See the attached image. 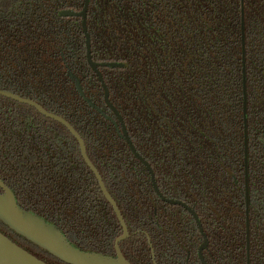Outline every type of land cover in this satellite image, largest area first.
Masks as SVG:
<instances>
[{
    "label": "trees",
    "instance_id": "obj_1",
    "mask_svg": "<svg viewBox=\"0 0 264 264\" xmlns=\"http://www.w3.org/2000/svg\"><path fill=\"white\" fill-rule=\"evenodd\" d=\"M83 7L84 0H0V89L35 101L80 134L128 226L121 250L131 264H153L149 243L155 257L167 255L172 234L200 264L203 238L193 218L156 197L112 120L88 106L67 75L65 61L87 97L116 120L88 64L82 18L61 16ZM244 7L245 75L241 0H90L87 14L93 60L123 64L101 72L135 148L159 185L166 177L155 166L173 154L178 172L170 174L195 191L208 264H247L244 77L250 264H264V0ZM163 147L169 152L160 154ZM0 178L20 207L60 228L74 248L116 256L123 230L78 141L34 107L2 96ZM0 232L47 264H66L2 222Z\"/></svg>",
    "mask_w": 264,
    "mask_h": 264
},
{
    "label": "water",
    "instance_id": "obj_2",
    "mask_svg": "<svg viewBox=\"0 0 264 264\" xmlns=\"http://www.w3.org/2000/svg\"><path fill=\"white\" fill-rule=\"evenodd\" d=\"M89 0H85V6L80 13H75L73 11H64L61 13L62 16H80L83 18V29L86 36V47H87V58L91 68L97 74L100 82L105 91V101L110 109L116 114L119 118L120 122L122 123V119L120 118L118 111L112 105L109 100V91L108 88L103 80L102 74L99 70V67H121L120 64H103L99 65L92 61L91 56V43H90V36L88 34L87 26H86V16L88 10ZM242 24H243V59H244V75H245V36H244V0H242ZM70 78L74 80L76 89L80 96L85 100L87 104H89L92 108L96 109L100 114L104 117L109 119V117L103 113V111L94 105L84 94L82 86L78 78L73 75L71 72L69 73ZM0 96L12 99L16 102H19L24 105H29L34 107L39 113L44 115L45 117L57 121L61 123L66 129L71 133V135L78 141L80 146V151L84 161L86 162L87 166L91 169L93 174L95 175L99 187L111 204L114 212L120 222L122 227L123 233L120 237L117 238L115 242V252L116 256H104L98 253H88L82 250L74 248V246L68 241V239L63 235L60 228L48 224L43 218L38 215H34L29 211L24 210L22 207L19 206L16 196L14 195L13 191L8 187L0 178V188L2 189V193L0 194V222L5 224L10 228L11 231L15 232L17 235L23 237L33 245L37 246L41 250L53 255L54 257L58 258L59 260L63 261L66 264H131L123 255L121 250V243L126 241L129 236V229L125 222V219L113 197L108 192L106 185L96 167L93 165L91 160L88 157L87 149L84 140L80 136V134L62 117L52 114L47 111L44 107L40 104L36 103L33 100L23 98L16 94H13L9 91H5L0 89ZM244 121H245V159H244V166L246 169V245L248 251V261L247 264H250V242H251V230H250V189H249V146H248V124H247V92H246V79L244 77ZM116 130L118 131L120 137L124 139L129 147L131 148L132 152L135 154L136 158H138L144 166L147 167L148 171L151 174L153 180V186L157 194L168 204H177L185 208L191 216L193 217L200 234L203 237V244L199 249V257L202 261V264H207L203 255L204 250L208 248V237L202 228V223L199 220L198 215L196 212L189 208L186 204L180 201H173L166 199L158 189V186L155 181V176L152 171L150 164L136 151L124 125L122 124V131L118 129V125L115 124ZM153 254V252H152ZM0 264H47L42 260L38 259L37 257L33 256L13 241H11L8 237H6L3 233L0 232Z\"/></svg>",
    "mask_w": 264,
    "mask_h": 264
},
{
    "label": "flooded vegetation",
    "instance_id": "obj_3",
    "mask_svg": "<svg viewBox=\"0 0 264 264\" xmlns=\"http://www.w3.org/2000/svg\"><path fill=\"white\" fill-rule=\"evenodd\" d=\"M242 1V0H241ZM89 3H90V0H89ZM84 6H85V0H84ZM243 6V5H242ZM84 8V7H83ZM88 8H89V5H88ZM245 8V7H244ZM83 10V9H82ZM65 11H72V10H65ZM64 12V11H63ZM74 12V11H73ZM82 12V11H81ZM62 13V12H61ZM75 13H80V12H75ZM87 14H88V10H87ZM244 14H245V9H244ZM62 16V15H61ZM64 17H69V16H64ZM71 17H76V16H71ZM77 17H80V16H77ZM82 18V17H81ZM244 25H245V21H244ZM86 26H87V16H86ZM82 28H83V18H82ZM242 28H243V24H242ZM87 30H88V27H87ZM83 33H84V29H83ZM88 34H89V36H90V33H89V30H88ZM245 35V34H244ZM84 37H85V44H86V36H85V33H84ZM242 41H243V33H242ZM90 43H91V36H90ZM63 56V58H64V55H62ZM91 56H92V45H91ZM86 57H87V47H86ZM87 61H88V58H87ZM92 61L94 62V63H96V64H99V65H103V64H120L121 65V67H105V66H101V67H99V70H100V72H101V69L102 68H112V69H120V68H122L123 67V64L122 63H117V62H95L94 60H93V56H92ZM88 64H89V62H88ZM65 66H66V72H67V75L70 77V75H69V73L71 72L73 75H75L74 74V72L72 71V69L69 67V65H68V63L65 61ZM89 66H90V64H89ZM90 68H91V66H90ZM92 69V68H91ZM92 71L94 72V70L92 69ZM95 73V72H94ZM96 74V73H95ZM101 74H102V72H101ZM246 74V73H245ZM76 76V75H75ZM96 76H97V74H96ZM77 77V76H76ZM98 77V76H97ZM102 77H103V74H102ZM78 78V77H77ZM71 79V78H70ZM99 79V78H98ZM78 80H79V78H78ZM103 80H104V77H103ZM74 81V80H73ZM80 81V80H79ZM100 81V80H99ZM105 82V81H104ZM101 83V82H100ZM81 84V83H80ZM105 84H106V82H105ZM101 85H102V83H101ZM74 86H75V89H76V85H75V82H74ZM82 86V85H81ZM106 86H107V84H106ZM103 87V86H102ZM107 88H108V86H107ZM83 89V88H82ZM103 90H104V88H103ZM6 91V90H5ZM108 91H109V89H108ZM10 92V91H9ZM76 92L78 93V91H77V89H76ZM83 92H84V90H83ZM11 93H13V92H11ZM13 94H15V93H13ZM79 94V93H78ZM84 94H85V92H84ZM17 95V94H16ZM80 95V94H79ZM86 95V94H85ZM18 96H20V95H18ZM22 97V96H21ZM81 97V96H80ZM86 97H87V95H86ZM24 98V97H23ZM82 98V97H81ZM88 98V97H87ZM83 99V98H82ZM89 99V98H88ZM84 100V99H83ZM90 101H91V99H89ZM104 100H105V91H104ZM109 100H110V95H109ZM85 101V100H84ZM92 102V101H91ZM110 102H111V100H110ZM86 103V102H85ZM93 103V102H92ZM105 103H106V101H105ZM112 103V102H111ZM137 103L138 104H141V105H148V104H152V102L151 101H146V100H139V101H137ZM160 103H162V104H165L166 103V101H156V104H160ZM87 104V103H86ZM94 104V103H93ZM88 106H90L89 104H87ZM95 105V104H94ZM106 105H107V103H106ZM112 105H113V103H112ZM97 106V105H96ZM114 106V105H113ZM91 107V106H90ZM98 107V106H97ZM107 107L110 109V107L107 105ZM115 107V106H114ZM92 108V107H91ZM92 109H94V108H92ZM101 109V108H100ZM115 109L117 110V108L115 107ZM96 110V109H95ZM102 110V109H101ZM97 111V110H96ZM110 111L114 114V116L116 117V120L114 119L113 120V118L112 117H110L108 114H106V113H104V114H106L108 117H109V119H107L106 117V119L107 120H112V122H113V124H114V126H115V124H117L118 125V129L120 130V131H122V124L124 125V127L126 128V131H127V133H128V135H129V137H130V139H131V136H130V134H129V132H128V130H127V127H126V125H125V119L122 117V115L119 113V111H118V114H119V116H120V118L122 119V123L120 122V120H119V118L116 116V114L110 109ZM102 115V114H101ZM165 123H167L166 124V126L169 124V122L166 120V119H164L163 120ZM115 129H116V127H115ZM168 130V134L170 135V128L169 129H167ZM117 131V130H116ZM117 134H118V136L120 137V135H119V133H118V131H117ZM121 138V137H120ZM122 139V138H121ZM122 140H124V139H122ZM125 141V140H124ZM131 141H132V139H131ZM126 142V141H125ZM127 143V142H126ZM133 143V142H132ZM161 143L164 145H171V144H173L174 143V140L173 139H168V140H166V141H163V139L161 140ZM128 144V143H127ZM134 145V144H133ZM129 146V145H128ZM135 147V146H134ZM130 148V147H129ZM136 149V148H135ZM180 148H175V150H177L178 152L180 151L179 150ZM130 150H131V148H130ZM136 151L138 152V154H140L142 157H143V155H142V152L141 151H138L137 149H136ZM163 151H165V152H163ZM172 151V150H171ZM131 152H132V150H131ZM169 152V149L168 148H162V150L159 152L160 154L161 153H168ZM173 152V151H172ZM133 153V152H132ZM133 155L135 156V154L133 153ZM167 155V154H166ZM177 156H178V154H177ZM173 154H172V157H168V155H167V158H166V160L163 162V164L162 165H156L155 166V168H156V170H159V171H162L163 172V176H165L166 178H165V180H163L162 182H161V185H159L158 183H157V180H156V174L154 173V171H153V169H152V171H153V173H154V176H155V181H156V184H157V186H158V189H159V191L161 192V194L166 198V199H169V200H173V201H180V202H182V203H184V204H186L189 208H191V209H193L195 212H196V214H197V205L193 202V203H191V200L192 201H196V195H195V191L193 190V189H189V187H188V185L187 184H185V182H184V180L183 179H185V178H183L184 176L182 175V178H178L177 180H175L172 176H173V174H170V171L171 172H178V170H177V166L174 164V161H173ZM135 158H136V156H135ZM144 158V157H143ZM138 159V158H137ZM145 159V158H144ZM139 160V159H138ZM146 160V159H145ZM140 161V160H139ZM147 161V160H146ZM148 162V161H147ZM140 163H141V165H142V167H145V169L147 170V173H148V175H149V177H150V182H151V185H152V187H153V189H154V186H153V180H152V177H151V174H150V172L148 171V169H147V167L146 166H144V164L140 161ZM149 163V162H148ZM152 168V167H151ZM178 176V175H177ZM170 177H172L171 179H170ZM184 186V189L182 188ZM234 186L239 190V191H242L243 190V188L242 187H239L238 185H237V183H235L234 184ZM246 186H244V191H245V194H246V188H245ZM154 193H155V195H156V197L158 198V199H160L164 204H167V205H170V206H179V207H181L183 210H185L190 216H191V214L189 213V211H187L185 208H183L182 206H180V205H177V204H168V203H166L161 197H160V195L159 194H157L156 193V191H155V189H154ZM244 194V195H245ZM245 211H246V207H245ZM192 217V216H191ZM193 218V217H192ZM194 220V219H193ZM197 226V225H196ZM198 228V227H197ZM200 232V231H199ZM173 236H175L176 238H177V240L175 239L173 242H171L170 243V248L168 249V253H167V255H164L162 258H159V256L158 257H155V250H154V247L151 245V243H149V245H150V250H151V255H152V261H153V264H191V261H192V259H191V250H190V247H189V245H187L186 244V242L185 241H182V242H180L181 240L179 239L180 238V236H177L176 234H172ZM147 236V235H146ZM202 236V235H201ZM208 237V236H207ZM203 238V237H202ZM148 240H149V238H148ZM208 241H209V239H208ZM184 242V243H183ZM203 242V241H202ZM209 245V244H208ZM250 245H251V242H250ZM200 247H201V245L197 248V254H198V257H199V249H200ZM246 247H247V245H246ZM179 248V250H177ZM186 250V252H187V255H186V258L183 260V256H182V253H183V250ZM231 249L232 250H234V248L233 247H231ZM250 249H251V247H250ZM182 250V251H181ZM152 252H153V254H152ZM204 252H205V250H204ZM204 252H203V255H204ZM250 253H251V251H250ZM194 254V253H193ZM204 258H205V256H204ZM246 258H247V261H248V251H247V256H246ZM250 258H251V256H250ZM199 260H200V264H202V261H201V259H200V257H199ZM205 261H206V259H205ZM206 263L208 264V262L206 261Z\"/></svg>",
    "mask_w": 264,
    "mask_h": 264
}]
</instances>
